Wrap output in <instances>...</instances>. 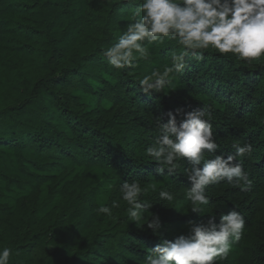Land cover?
Masks as SVG:
<instances>
[{"label":"trees","instance_id":"trees-1","mask_svg":"<svg viewBox=\"0 0 264 264\" xmlns=\"http://www.w3.org/2000/svg\"><path fill=\"white\" fill-rule=\"evenodd\" d=\"M134 8L121 0H0V248L10 264H143L159 238L129 219L119 190L138 179L167 227L165 238L232 208L246 219L242 239L217 264H264V57L250 63L205 51L163 93L137 81L170 62L174 40L149 45L151 62L117 70L101 49L116 42ZM207 106L217 154L249 142L243 158L252 186H209L208 205L192 212L190 183L178 163L155 174L145 149L167 112ZM179 119V118H178ZM155 185L156 191L151 190ZM161 189L175 199L161 201ZM119 208L98 214L100 206ZM145 216L151 217V212Z\"/></svg>","mask_w":264,"mask_h":264},{"label":"clouds","instance_id":"clouds-1","mask_svg":"<svg viewBox=\"0 0 264 264\" xmlns=\"http://www.w3.org/2000/svg\"><path fill=\"white\" fill-rule=\"evenodd\" d=\"M134 8L131 21L116 42L101 49L107 64L117 70L136 68L140 60L151 62L149 45L176 41L170 62L155 67L137 81L139 91L147 96L163 93L174 78L190 68L193 60L200 62L205 51L215 50L224 55L231 53L243 62L250 63L264 57V0H121ZM179 118V119H178ZM158 129L153 143L145 149L147 158L157 166L155 174L173 176L177 164H185L184 174L190 187L184 199L190 201L192 212L208 205L209 186L221 182L248 191L252 186L243 158L253 151L249 142L231 145L233 152L217 154V143L211 113L207 106L185 111L178 107L167 112V121L155 120ZM151 190L156 191L155 185ZM122 201L128 205L129 219L151 230L159 242L144 256L143 264H217L228 258L232 247L242 239L246 230L244 215L235 208L209 216L206 221L189 220L187 231L165 238L167 227L158 214L150 211L154 203L144 199L149 189L138 179L124 180L119 187ZM161 201L175 199L172 191L161 189ZM111 207L102 205L98 214L112 215ZM151 212V217L145 216ZM13 249L0 248V264H10Z\"/></svg>","mask_w":264,"mask_h":264}]
</instances>
